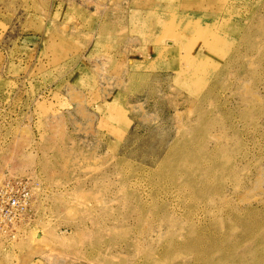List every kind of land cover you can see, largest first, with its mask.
Instances as JSON below:
<instances>
[{"label": "rangeland", "instance_id": "rangeland-1", "mask_svg": "<svg viewBox=\"0 0 264 264\" xmlns=\"http://www.w3.org/2000/svg\"><path fill=\"white\" fill-rule=\"evenodd\" d=\"M5 177L0 264H264V0H0Z\"/></svg>", "mask_w": 264, "mask_h": 264}, {"label": "built area", "instance_id": "built-area-1", "mask_svg": "<svg viewBox=\"0 0 264 264\" xmlns=\"http://www.w3.org/2000/svg\"><path fill=\"white\" fill-rule=\"evenodd\" d=\"M34 188L28 179H0V233L13 237L32 219Z\"/></svg>", "mask_w": 264, "mask_h": 264}, {"label": "bare ground", "instance_id": "bare-ground-1", "mask_svg": "<svg viewBox=\"0 0 264 264\" xmlns=\"http://www.w3.org/2000/svg\"><path fill=\"white\" fill-rule=\"evenodd\" d=\"M209 61H210V60H209ZM205 63H207V62H204V64H205ZM1 234H2V233H1ZM3 234H4V233H3ZM5 235H7V234H5Z\"/></svg>", "mask_w": 264, "mask_h": 264}]
</instances>
